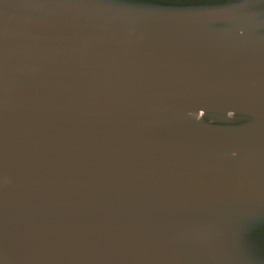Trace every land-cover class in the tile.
<instances>
[{
    "label": "water",
    "instance_id": "obj_1",
    "mask_svg": "<svg viewBox=\"0 0 264 264\" xmlns=\"http://www.w3.org/2000/svg\"><path fill=\"white\" fill-rule=\"evenodd\" d=\"M0 264H264V0H0Z\"/></svg>",
    "mask_w": 264,
    "mask_h": 264
}]
</instances>
